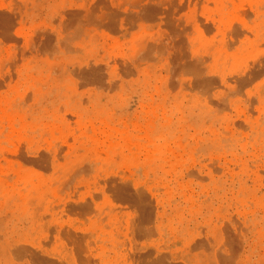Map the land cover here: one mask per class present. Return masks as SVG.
I'll list each match as a JSON object with an SVG mask.
<instances>
[{
  "label": "rangeland",
  "instance_id": "obj_1",
  "mask_svg": "<svg viewBox=\"0 0 264 264\" xmlns=\"http://www.w3.org/2000/svg\"><path fill=\"white\" fill-rule=\"evenodd\" d=\"M0 264H264V0H0Z\"/></svg>",
  "mask_w": 264,
  "mask_h": 264
}]
</instances>
